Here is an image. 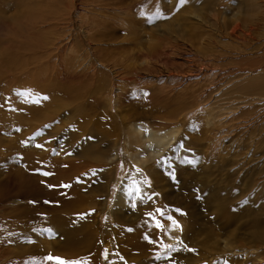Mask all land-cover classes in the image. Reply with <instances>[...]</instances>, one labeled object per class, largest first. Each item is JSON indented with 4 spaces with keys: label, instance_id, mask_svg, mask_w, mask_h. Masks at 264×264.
Returning a JSON list of instances; mask_svg holds the SVG:
<instances>
[{
    "label": "rangeland",
    "instance_id": "374dc122",
    "mask_svg": "<svg viewBox=\"0 0 264 264\" xmlns=\"http://www.w3.org/2000/svg\"><path fill=\"white\" fill-rule=\"evenodd\" d=\"M25 1L0 0V264H53L44 259L49 255L80 264H187L188 245L167 237L176 234L171 209L159 208L156 228L152 209L159 202L145 211L151 198L132 184L135 178L150 188L156 170L165 191L178 188L182 180L169 173L175 155L167 149L157 160L147 156L145 169L135 165L133 154L143 147L135 144L134 125L176 123L179 136L198 150L199 167L215 158L218 175L239 168L246 183L264 168V0H254L256 6L253 0H52L48 10L50 0H38L36 16L27 14ZM236 21L252 26L250 35H231ZM43 82L54 90L29 89ZM126 182L133 193L117 209ZM251 192L243 207L248 214ZM171 195L169 204L178 206ZM201 211L209 221L201 220V228H219L217 217ZM56 216L76 220L73 252L49 223ZM142 222L156 229L138 252L128 238L144 229ZM249 224L245 216L233 245L256 244L245 231ZM213 233L200 232L202 255V242H218ZM249 254L216 264H252Z\"/></svg>",
    "mask_w": 264,
    "mask_h": 264
},
{
    "label": "bare ground",
    "instance_id": "6f19581e",
    "mask_svg": "<svg viewBox=\"0 0 264 264\" xmlns=\"http://www.w3.org/2000/svg\"><path fill=\"white\" fill-rule=\"evenodd\" d=\"M45 1L48 2L47 0ZM36 3H38V0H29L23 3L24 7L26 8L25 10L27 14H30V15L39 14L37 13V10L39 9L42 10V9L37 7ZM54 5L55 3L52 0H50V2L47 3V6L45 8H47L48 10L51 6H54ZM254 5L256 6V3ZM48 15L49 14H46V18L48 17ZM34 21L38 24L40 22V16L39 18H35ZM87 22L89 24L88 26H90L89 30H92L93 29L92 26L95 27V23L91 20H87L84 23L86 24ZM239 31L240 33H243L244 36H246V33L250 35V31H252V26H249V28L247 29L246 24L244 22L236 21L234 25L231 27V35L237 36L238 34L237 32ZM174 74H175L174 72L171 73L169 77L171 79L177 77V75L176 74L174 75ZM187 76H189V74ZM65 77H66L65 75H60L59 78L64 79ZM193 78L194 77H192L191 80ZM66 80H68V78ZM32 82H34V80H32ZM33 84L32 86H29V89L32 90L33 92L52 91L55 88V84L49 83V82H43L42 86H40L39 88L38 86L36 87L35 85L36 83H33ZM50 85H54V87H51ZM170 89L172 88L170 87ZM166 97H169V96H166ZM134 126L135 127H134L133 134L136 136V139H137V141H135V144L142 143V147H143L142 149L137 147L136 152H135L136 154H133L135 165H137L138 167L142 166L144 168L145 167L144 165L149 162L148 159L146 158L147 156L151 160L152 159L157 160V157H161V155H163L167 149H170L172 153L171 155L173 156L175 155V159L170 157L171 161H174V163H176L174 167L175 171L173 172L171 171L169 173H171V177L173 176L176 177L177 182L181 180L182 182L180 186H178V188L176 187L172 190L173 193L165 191L162 188L163 186L159 184V182H161L160 180L164 178H161L162 176L159 174V171H156V170L155 172L153 170L151 173L152 179L151 178L150 179L154 180V184L150 188H148L149 187L148 184H147L148 187L146 186L143 187V185H141V188H140L138 186L140 185V183L139 182L137 183L135 178H133L132 184L136 187V189H138V192L140 193L142 192L143 194L145 192V194H149L150 198L152 199V200L150 199V201L147 202V204H145L146 205L145 211L147 210L151 211L152 206L156 204L155 199H157V201L159 202L158 205L155 206L156 209L154 210L152 209L153 217H154L153 225L154 226L157 225L156 228L160 229L158 225L161 223V218L163 217L158 214L159 212L157 210L160 208L162 209V211L166 212L168 211V209H171L172 213L169 212V215L175 216L173 218L175 219L176 222H178L179 227H174L172 223V225L170 226V228L172 229L171 231L175 232L176 234L173 236H170L168 232L167 237L169 240H175L176 238H179V241L182 246L188 245V247H185L186 249L182 252L183 256L185 255V251L190 256V258L187 259V264H199L197 263V261H199L198 259L199 256L200 257L203 256L201 257L202 260L204 259L203 264H216L218 263L219 260H221V258L223 261L224 260L226 261L227 259L226 256L228 255H230V259L232 261L234 259L233 254L237 252L241 253L242 251H246L247 253H250L249 256H250V261L252 262V264H264V168H262L261 170L256 169L254 171V175H251L249 180L246 183H244L245 173L240 172L239 168L237 169L239 173L237 171H236L237 173L235 171L234 172L230 171V172H223V173H220V175H218L214 173L215 170L213 171V162H214L213 159L215 158L213 159L207 158L208 159L207 163L210 162V164L206 163L203 169L199 167L198 150L196 152V150L191 146V144L193 145L192 141L188 142L185 137H184L185 138L184 140V138L181 135L179 136V134L182 131V128L181 126L176 125V123L174 126L170 125L168 127H163V126L153 127L152 125H149V124H146L145 126H141L140 124L134 125ZM196 143H198V141ZM199 144L200 143H198L197 145ZM177 150H180L183 153L181 158H178L176 156ZM130 155H131V152H130ZM116 156L117 154H115V157ZM223 165H224V162L221 165L222 168H223ZM196 169H198L199 172ZM198 173L200 174L204 173V178L203 179L199 178ZM147 176L149 175L147 174ZM168 178L170 177L168 176L167 179ZM146 180H147L146 181L147 183L149 179H146ZM168 181H170V179H168ZM170 183L172 182L170 181ZM126 184H128V186H126ZM158 187H160V189ZM250 191L252 192L250 196L248 197V203L252 201L251 207L253 208V211L251 212L250 210L249 213L250 212L251 213L248 214L243 207H245L244 201L246 200L245 199L246 194L249 193ZM132 193H133V189L131 188V185H129V183L126 182L124 189H122L119 193V198L116 203L117 209L118 207H120V204L122 205V207H124V205L127 204V199ZM151 194L153 195L151 196ZM37 195L38 193L35 194V196ZM57 195L58 193L54 195V197L56 196V202L59 201L61 203V206H64V204L62 203V201L64 202V200L61 197H58ZM170 195H171V199H173V201L178 203L177 204L178 206L174 207L169 204L168 199L170 198ZM67 199H70V198L67 197L65 199L66 203L70 204V201ZM200 203H204V205L201 206ZM201 207H206L208 214H211V217H217L221 221L219 228L215 227V225L214 227L209 228L210 226H208V224L206 225L207 228H201L199 226V222L201 220L203 221L204 224L209 222L208 219L207 220L202 219L203 217L202 213L204 212L201 211ZM257 211H259V213H257ZM213 212H215V214L217 215L216 216H214V214L212 215ZM245 216H249V222H250L249 224L250 227L247 228L246 226L245 231L250 230V233L253 236L254 241H256L255 242L256 244L253 243L249 245L248 243H246L247 245L241 244V246H235L233 244L237 240L238 232L242 231L245 228L242 226L244 224ZM207 217L209 218V216ZM49 223L54 229H56L58 232L60 231L63 234L62 237L64 238V241L66 242V249H69L73 252L71 245H73V240L75 239L72 238L71 231L76 229V226H77L75 218L73 216H66V217L56 216L52 218L49 221ZM146 226H147V222L143 223L144 229H142L141 231L135 230L133 231V233L131 232L132 236L128 238L129 246H132L138 252H141L142 251L141 249H143L142 252H145L146 246H144V244L151 241L155 235L154 230L156 228L154 229L152 225H150L149 223H148V226L147 227ZM7 229H9V226L7 227ZM120 229L122 233L123 228H120ZM200 232L205 233V235L207 234L211 235V232H217L218 234L217 233H213V234H216L217 236H219L218 242L216 241L214 242V244L210 243V241L202 242V249L205 252L204 255H202L197 248L196 241H197V238H199L200 236ZM156 233L158 232L156 231ZM222 245H225V246L222 247ZM176 247L180 249V246L178 244H176ZM220 254H221V257L218 258V260H216L215 256L220 255ZM209 255L210 257L208 258ZM239 256H240L239 258L242 259L244 255L240 254ZM8 257H7V261L9 263H12V261L10 260L11 257L10 256ZM19 261L21 260L19 259ZM94 263H95L94 259L91 260V262H89V264H94ZM182 263L183 261L180 264ZM53 264H58V263L57 261L53 260ZM243 264H247V262H244Z\"/></svg>",
    "mask_w": 264,
    "mask_h": 264
},
{
    "label": "snow or ice",
    "instance_id": "6c2138e0",
    "mask_svg": "<svg viewBox=\"0 0 264 264\" xmlns=\"http://www.w3.org/2000/svg\"><path fill=\"white\" fill-rule=\"evenodd\" d=\"M181 3H186V0H181ZM45 175H48V173H44ZM174 178V176H173ZM49 187H53V186H49ZM62 187H70V185H62ZM138 191V189H137ZM157 211H160L159 209ZM179 211V210H177ZM149 215H152L151 213H149ZM169 219H172L171 217H169ZM159 226V225H158ZM173 226L174 227H179L178 225V222H176L175 220H173ZM166 247H171L170 245L169 246H166ZM45 260H55L58 262V264H80V262L78 261H66V260H63L62 258L60 257H53L51 255L47 256L44 258Z\"/></svg>",
    "mask_w": 264,
    "mask_h": 264
}]
</instances>
